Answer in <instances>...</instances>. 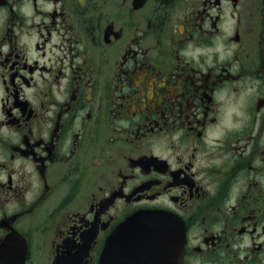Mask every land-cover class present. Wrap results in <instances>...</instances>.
<instances>
[{
	"label": "flooded vegetation",
	"instance_id": "1",
	"mask_svg": "<svg viewBox=\"0 0 264 264\" xmlns=\"http://www.w3.org/2000/svg\"><path fill=\"white\" fill-rule=\"evenodd\" d=\"M143 209L264 264V0H0V244L99 264Z\"/></svg>",
	"mask_w": 264,
	"mask_h": 264
},
{
	"label": "water",
	"instance_id": "2",
	"mask_svg": "<svg viewBox=\"0 0 264 264\" xmlns=\"http://www.w3.org/2000/svg\"><path fill=\"white\" fill-rule=\"evenodd\" d=\"M185 231L179 220L162 210H139L120 222L105 241L100 264H179ZM27 242L9 234L0 245V264H25ZM73 255L64 264H78Z\"/></svg>",
	"mask_w": 264,
	"mask_h": 264
},
{
	"label": "rangeland",
	"instance_id": "3",
	"mask_svg": "<svg viewBox=\"0 0 264 264\" xmlns=\"http://www.w3.org/2000/svg\"><path fill=\"white\" fill-rule=\"evenodd\" d=\"M46 263H47V257L45 256L35 257L34 264H46Z\"/></svg>",
	"mask_w": 264,
	"mask_h": 264
}]
</instances>
